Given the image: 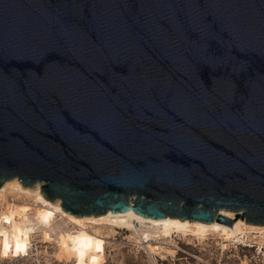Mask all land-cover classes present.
Returning a JSON list of instances; mask_svg holds the SVG:
<instances>
[{
	"label": "water",
	"instance_id": "1",
	"mask_svg": "<svg viewBox=\"0 0 264 264\" xmlns=\"http://www.w3.org/2000/svg\"><path fill=\"white\" fill-rule=\"evenodd\" d=\"M13 178L79 217L264 225V0H0Z\"/></svg>",
	"mask_w": 264,
	"mask_h": 264
},
{
	"label": "rangeland",
	"instance_id": "2",
	"mask_svg": "<svg viewBox=\"0 0 264 264\" xmlns=\"http://www.w3.org/2000/svg\"><path fill=\"white\" fill-rule=\"evenodd\" d=\"M27 187L41 190L40 183ZM7 193L0 197V264H264V233L225 247L218 235L202 243L181 235L148 239L168 250L152 255L134 230L94 223L83 229L34 195Z\"/></svg>",
	"mask_w": 264,
	"mask_h": 264
},
{
	"label": "bare ground",
	"instance_id": "3",
	"mask_svg": "<svg viewBox=\"0 0 264 264\" xmlns=\"http://www.w3.org/2000/svg\"><path fill=\"white\" fill-rule=\"evenodd\" d=\"M27 186L32 185H25L18 178L9 179L0 186V197L9 191H13V193L14 191H18L27 194V196L34 195L39 203L51 206L54 211L66 216L71 222L80 224V227L83 229L88 223H94L97 225H105V227L110 226L111 228L117 227L134 230L139 235L141 241L144 240V242H146V248L152 255H158L168 250L157 243L153 244L154 241L151 243L148 239L167 240L169 238L172 239L174 235H181L202 243L208 240L211 235H218L224 238L223 247H225L227 245L226 242L231 240H244L249 233H264V225L246 223V221L241 218H237L230 227L217 222L216 219L212 223H206L200 220L181 219L176 217L152 218L138 215L133 211L113 212L109 210L100 215H84L79 217L64 210L60 199L50 200L45 197L42 192L41 184V190H39V188L33 190ZM222 212L230 219L235 217V212L233 211L223 210ZM2 232H4V230Z\"/></svg>",
	"mask_w": 264,
	"mask_h": 264
}]
</instances>
